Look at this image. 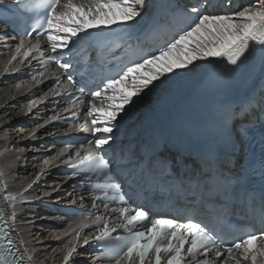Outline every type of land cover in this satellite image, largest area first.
Segmentation results:
<instances>
[{"label":"snow or ice","instance_id":"obj_1","mask_svg":"<svg viewBox=\"0 0 264 264\" xmlns=\"http://www.w3.org/2000/svg\"><path fill=\"white\" fill-rule=\"evenodd\" d=\"M3 2L0 0V5ZM146 4L147 0H13L9 7L28 17L17 32L19 41L15 53L27 49L23 52L27 58L33 50L40 51L41 38L46 37L48 51L57 54L49 55L48 59L54 60L62 73L49 76L45 70L38 75L45 80L54 76L57 81L61 74L66 76V82L60 87L53 86L42 99L30 102L24 114H32V109L44 104L49 95L60 96L68 93L69 89L84 95L85 89L76 86L73 64L69 59H61L65 51L71 52L76 42L82 36L87 37L92 30H110L113 25L127 29L143 15ZM184 12L189 18L194 17L186 27L130 61L115 76L102 79L101 84L88 93L92 99L87 102V115L79 127L87 129L92 139L78 147L66 143L52 159L43 161L40 172L25 189L30 190L39 184L42 176L51 174L50 169L66 167L70 171L62 180L54 182L55 187L28 202H45L54 193L63 191L64 185L73 179H79L82 186L99 193L91 195L90 199L93 208L99 210L103 206L100 215L89 213L91 219L85 216L77 226L69 224L58 235L55 232L50 234L55 239L72 237L64 245L62 264H74L76 257L84 255L79 249L87 247L99 249L98 256L92 257L93 264H104L103 258H107L109 264H264V197L260 201L259 228L247 232L242 238L228 240L198 220L151 217L148 210L131 203L117 178L118 165L115 164L112 146L116 143L120 122L138 101L172 77L185 70L191 71L197 61L225 62L234 68L253 46L264 49V0H254L226 14L209 13L207 6L198 0L196 4L186 6ZM0 25V32L6 33L9 24L0 21ZM33 37L36 38L35 43ZM8 39L7 35L3 36L5 43ZM11 39L16 40L17 36ZM15 59L14 54L8 63ZM28 64L31 65V60ZM12 71L18 72L19 68L14 67ZM32 81L35 85L43 82L37 75L32 76ZM15 87L19 92L22 85ZM79 106L73 101L63 111L71 112L75 117L74 109ZM62 118L59 113L50 116L33 129L29 138L35 137L39 129L47 130ZM74 127L70 125L69 132ZM73 147L74 151L71 150ZM4 175L0 171V177ZM97 179L103 183H94ZM2 183L4 181L0 179ZM19 195L4 196L12 209L10 214L0 209V264H32L33 261L29 248L16 239L19 235L15 224L19 216L16 208ZM69 196L73 205L77 199L84 200L83 195L78 198ZM59 202L57 197L56 203ZM104 213L112 216L113 220L110 222ZM252 215L257 218L255 211ZM25 223L35 225L32 220ZM89 226H93L95 232L84 234V229ZM118 229L125 234L113 236Z\"/></svg>","mask_w":264,"mask_h":264},{"label":"bare ground","instance_id":"obj_2","mask_svg":"<svg viewBox=\"0 0 264 264\" xmlns=\"http://www.w3.org/2000/svg\"><path fill=\"white\" fill-rule=\"evenodd\" d=\"M252 2L254 0H250L249 3ZM150 3L151 0H147L144 12L148 9ZM3 36H5L4 32H0V171L5 173L3 177H0L4 181L0 184V208L10 214L12 209L9 207L8 202L4 200V196L19 193L16 205L19 216L15 222L16 232L19 235L16 239L29 248L30 253L33 255L32 264H62L65 251L64 245L72 237L66 236L55 239L50 234L55 232L58 235L60 230L65 229L69 224L75 227L84 218L82 220L60 218L51 214L42 204L28 202L35 200L36 197L55 187L54 182L63 179L56 168L50 169L51 174L42 176L39 184L34 185L32 189L27 191L25 189L40 172L43 161L52 159L55 153L63 148L53 144L51 137L60 135V133L77 131L80 127L75 126L71 132L69 130L57 132L54 130L53 125H50L47 130L39 129L35 137L29 138V134L37 125L48 120L54 114H63V110L68 106L62 105L59 100L49 95L44 104L32 109V114H24L28 111L30 102L42 99L45 93H49L50 88L53 86L60 87L62 83L58 85L44 83L45 79L40 77L38 73L47 70L46 75L51 76L54 72L52 68L47 67L42 70V67L33 59L32 54L25 58L22 50L18 54L15 53L17 43L9 36L5 43ZM35 42L36 39H33V43ZM14 54L16 59L9 64L8 62ZM263 56L264 49L253 46L242 62L234 68L227 66L225 62L197 61L195 68L191 71L185 70L181 74L172 77L170 81L160 85L144 97L141 102L137 103L133 107V111L128 114L129 120L125 121V126H132L133 123L145 124L148 121L162 117V115L176 109L177 103L187 99L188 94L193 91L202 78L206 76L220 78L228 71L238 68L244 61L257 58L256 68L251 72L250 78L245 81L246 85L252 84L259 76ZM29 60H31V65L28 64ZM14 67H18L19 71L13 72ZM28 69L38 71L35 75L43 81L40 85H35V82L32 81L33 75H28ZM17 84L22 85L19 92L15 87ZM27 85H31V87ZM75 147L71 150L74 151ZM64 159H67V157ZM79 193V191L70 188L67 182L63 191L54 193L45 202L57 205H72L69 202V194H71V198H78ZM57 197H59V203H56ZM86 198L87 196L84 195V201ZM78 205L82 206L84 203ZM89 205L92 206V204ZM28 220L35 221V225L25 223ZM45 223L49 224L50 228H47ZM88 232L90 231L84 229V234ZM94 255L96 254L88 252L83 256H78L75 258L74 264H93L92 257Z\"/></svg>","mask_w":264,"mask_h":264},{"label":"rangeland","instance_id":"obj_3","mask_svg":"<svg viewBox=\"0 0 264 264\" xmlns=\"http://www.w3.org/2000/svg\"><path fill=\"white\" fill-rule=\"evenodd\" d=\"M14 82V81H13ZM46 224V226H47V228H50V227H48L49 225L47 224V223H45Z\"/></svg>","mask_w":264,"mask_h":264}]
</instances>
